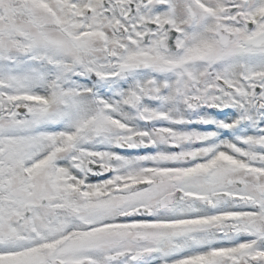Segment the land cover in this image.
Instances as JSON below:
<instances>
[{"label":"snow or ice","instance_id":"6c2138e0","mask_svg":"<svg viewBox=\"0 0 264 264\" xmlns=\"http://www.w3.org/2000/svg\"><path fill=\"white\" fill-rule=\"evenodd\" d=\"M0 264H264V0H0Z\"/></svg>","mask_w":264,"mask_h":264}]
</instances>
